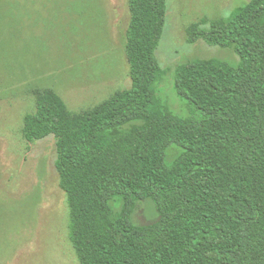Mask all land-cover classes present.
Returning a JSON list of instances; mask_svg holds the SVG:
<instances>
[{"label": "trees", "instance_id": "obj_1", "mask_svg": "<svg viewBox=\"0 0 264 264\" xmlns=\"http://www.w3.org/2000/svg\"><path fill=\"white\" fill-rule=\"evenodd\" d=\"M16 3L0 0L3 27L17 23ZM129 7L131 87L75 117L48 92L24 121L28 143L56 140L80 264H264V0L192 28L191 44L231 50L238 61L176 67L187 117L157 93L168 73L156 56L168 0ZM142 202L155 207L152 225L134 223Z\"/></svg>", "mask_w": 264, "mask_h": 264}, {"label": "rangeland", "instance_id": "obj_2", "mask_svg": "<svg viewBox=\"0 0 264 264\" xmlns=\"http://www.w3.org/2000/svg\"><path fill=\"white\" fill-rule=\"evenodd\" d=\"M17 1V23L0 24V264H80L55 166L56 140L50 136L28 143L24 121L48 92L75 117L131 87L125 52L129 0ZM249 1L168 0L156 54L168 73L157 93L172 113L189 116L188 101L175 89L179 64L196 58L238 61L231 50L202 41L191 44L192 28L229 17ZM157 218L149 202L140 203L133 216L140 226Z\"/></svg>", "mask_w": 264, "mask_h": 264}]
</instances>
